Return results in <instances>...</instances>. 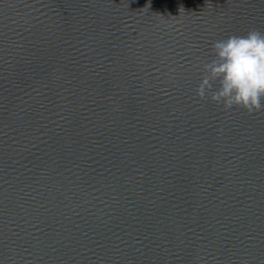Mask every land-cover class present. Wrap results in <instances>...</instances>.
Returning a JSON list of instances; mask_svg holds the SVG:
<instances>
[{
	"label": "water",
	"instance_id": "1",
	"mask_svg": "<svg viewBox=\"0 0 264 264\" xmlns=\"http://www.w3.org/2000/svg\"><path fill=\"white\" fill-rule=\"evenodd\" d=\"M253 29L264 0H0V264H264V111L196 95Z\"/></svg>",
	"mask_w": 264,
	"mask_h": 264
},
{
	"label": "clouds",
	"instance_id": "2",
	"mask_svg": "<svg viewBox=\"0 0 264 264\" xmlns=\"http://www.w3.org/2000/svg\"><path fill=\"white\" fill-rule=\"evenodd\" d=\"M197 67L199 100H210L224 111L243 109L249 115L264 111V33L260 30L214 42L212 58Z\"/></svg>",
	"mask_w": 264,
	"mask_h": 264
}]
</instances>
